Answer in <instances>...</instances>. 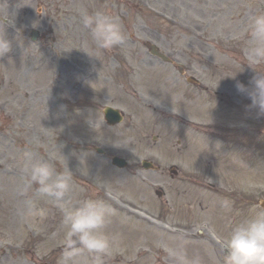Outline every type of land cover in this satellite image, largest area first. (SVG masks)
Segmentation results:
<instances>
[{
  "label": "rangeland",
  "instance_id": "1",
  "mask_svg": "<svg viewBox=\"0 0 264 264\" xmlns=\"http://www.w3.org/2000/svg\"><path fill=\"white\" fill-rule=\"evenodd\" d=\"M9 6L15 26L0 22L14 43L0 60V264H57L62 252L63 214L24 172L46 151L71 174L72 207L97 199L116 209L106 231L119 245L106 264H171L158 233L182 234L205 264H223L221 238L263 210L264 116L235 85L264 71L244 54L248 18L264 0H0V16ZM81 10L117 17L125 43L95 50ZM34 30L45 39H30ZM106 105L124 112L122 124H107ZM113 155L128 167H114Z\"/></svg>",
  "mask_w": 264,
  "mask_h": 264
},
{
  "label": "clouds",
  "instance_id": "2",
  "mask_svg": "<svg viewBox=\"0 0 264 264\" xmlns=\"http://www.w3.org/2000/svg\"><path fill=\"white\" fill-rule=\"evenodd\" d=\"M6 13L0 16V22L14 27L16 12L10 11L9 6ZM78 16L82 27L88 30L95 50H112L125 43L124 30L117 17L103 11L90 14L86 10L79 11ZM137 19L142 23L139 17ZM177 45L185 46V41L180 40ZM13 47V40L7 32L0 33V59L8 57ZM244 54L252 69L264 66V12L252 14L248 18ZM235 87L238 93L251 100L247 107L256 109L258 117L264 116V71L256 70L249 85L237 81ZM130 151L136 154L134 147ZM24 172L27 184L36 185V195L49 199L63 214L65 232L57 264H106V259L119 245L118 234L106 231L112 217L116 215V209L97 199H85L78 207H72L68 199L72 192L71 174L58 172L46 161L26 164ZM220 207L230 209V201L221 200ZM28 210L31 212L32 207L29 206ZM158 235L163 236V239L158 240L157 244L171 264H205L199 251H189L188 241L182 234L175 237ZM221 243L223 264H264V210H257L235 224L228 235L221 238ZM212 259L215 264V257Z\"/></svg>",
  "mask_w": 264,
  "mask_h": 264
},
{
  "label": "bare ground",
  "instance_id": "3",
  "mask_svg": "<svg viewBox=\"0 0 264 264\" xmlns=\"http://www.w3.org/2000/svg\"><path fill=\"white\" fill-rule=\"evenodd\" d=\"M1 60V59H0ZM57 74H52V80H55V79H57ZM43 158L48 162V163H50L55 169L56 168H58V162H57V160L54 158V156H53V154L51 153V152H48V151H46V152H44V154H43ZM1 168V167H0ZM1 170L2 171H5L6 172V170L5 169H3V168H1ZM9 172V171H8ZM24 179L23 178H21V180L20 181H23Z\"/></svg>",
  "mask_w": 264,
  "mask_h": 264
},
{
  "label": "water",
  "instance_id": "4",
  "mask_svg": "<svg viewBox=\"0 0 264 264\" xmlns=\"http://www.w3.org/2000/svg\"><path fill=\"white\" fill-rule=\"evenodd\" d=\"M106 115H107V118L109 119V121L111 123H115V122L119 121L121 118L120 114L117 110H113V109H109V108H107V110H106Z\"/></svg>",
  "mask_w": 264,
  "mask_h": 264
}]
</instances>
